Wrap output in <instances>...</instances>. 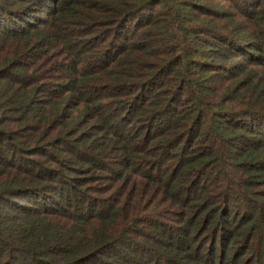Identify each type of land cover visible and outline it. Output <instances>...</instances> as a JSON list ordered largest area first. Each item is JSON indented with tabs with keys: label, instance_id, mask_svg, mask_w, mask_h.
Instances as JSON below:
<instances>
[{
	"label": "trees",
	"instance_id": "trees-1",
	"mask_svg": "<svg viewBox=\"0 0 264 264\" xmlns=\"http://www.w3.org/2000/svg\"><path fill=\"white\" fill-rule=\"evenodd\" d=\"M0 264H264V0H0Z\"/></svg>",
	"mask_w": 264,
	"mask_h": 264
},
{
	"label": "rangeland",
	"instance_id": "rangeland-1",
	"mask_svg": "<svg viewBox=\"0 0 264 264\" xmlns=\"http://www.w3.org/2000/svg\"><path fill=\"white\" fill-rule=\"evenodd\" d=\"M33 7V9L34 10H32L33 11V14L32 15H34V16H37V15H39V13H40V10L37 8V7H35V6H32ZM42 15V14H41ZM124 120H127V121H129L128 119H124ZM127 127H130V126H127ZM129 175V174H128ZM127 175V176H128ZM126 176V177H127Z\"/></svg>",
	"mask_w": 264,
	"mask_h": 264
}]
</instances>
